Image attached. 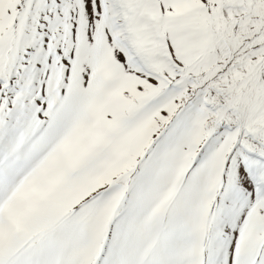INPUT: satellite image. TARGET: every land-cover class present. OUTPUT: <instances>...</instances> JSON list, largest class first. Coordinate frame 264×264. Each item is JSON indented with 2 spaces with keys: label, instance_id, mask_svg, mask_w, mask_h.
Returning a JSON list of instances; mask_svg holds the SVG:
<instances>
[{
  "label": "snow or ice",
  "instance_id": "obj_1",
  "mask_svg": "<svg viewBox=\"0 0 264 264\" xmlns=\"http://www.w3.org/2000/svg\"><path fill=\"white\" fill-rule=\"evenodd\" d=\"M0 264H264V0H0Z\"/></svg>",
  "mask_w": 264,
  "mask_h": 264
}]
</instances>
